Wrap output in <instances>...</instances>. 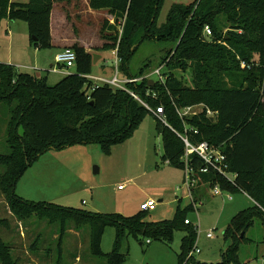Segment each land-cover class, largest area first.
I'll list each match as a JSON object with an SVG mask.
<instances>
[{
	"label": "trees",
	"instance_id": "16d2710c",
	"mask_svg": "<svg viewBox=\"0 0 264 264\" xmlns=\"http://www.w3.org/2000/svg\"><path fill=\"white\" fill-rule=\"evenodd\" d=\"M56 1L0 0V24L4 17L25 20L34 45L39 49L51 48V12ZM89 3L93 9H107L114 18L113 23L104 20V28L114 35L103 48L118 49L119 70L130 78L144 77L129 83V88L151 107H164L166 123L153 115L157 133L162 137V160L185 168L186 145L182 136L193 144L207 141L220 147L234 178H226L213 166H209L208 172H200L205 164L197 154H191L189 166L197 180L191 188L192 196L197 195L201 184L213 188L219 185L223 191L238 189L247 193L255 204L233 217L225 231L228 248L222 253V261L206 263L198 261L195 254L188 256L195 247L197 229L190 228L192 223H185L188 218L182 217L181 208L173 220L148 223L143 219L147 212L144 210L126 217L19 196V179L41 155L76 143H97L110 154L112 147L129 138L145 113L150 112L123 89L94 85L86 77L91 71L92 54L75 44L71 47L77 55L74 72L53 86L47 77L20 72L13 64L0 62V106L6 105L9 114L6 139L10 148L8 154H0V192L10 212L22 221L35 217L59 226L56 264H61L62 245L69 229L82 230L86 226L90 229V253L105 264L125 263L127 253L122 251V242L129 234L169 241L173 231L182 227L189 228L179 264H242L238 260L241 238L254 224V217L264 218V0L174 3L161 25L157 19L164 0ZM206 25L212 29L210 37L204 35ZM150 45L162 46L159 67L164 68V81L146 77L149 62L138 72L131 69L138 51ZM253 53H258L262 62L261 86L241 67V61L249 63ZM198 104L204 107L197 115L181 117L178 113V109ZM207 108L216 111L214 119L208 116ZM197 199L193 198L186 209H193ZM1 223L6 221L0 218ZM109 226L116 229V235L113 250L108 253L103 251L102 241ZM7 247L0 234L1 264H18L11 252L5 250Z\"/></svg>",
	"mask_w": 264,
	"mask_h": 264
},
{
	"label": "rangeland",
	"instance_id": "374dc122",
	"mask_svg": "<svg viewBox=\"0 0 264 264\" xmlns=\"http://www.w3.org/2000/svg\"><path fill=\"white\" fill-rule=\"evenodd\" d=\"M194 1L164 0L157 19L158 25L166 22L174 3L190 4ZM103 24L104 21L99 20L90 27L92 34H97L96 40L91 43V77L114 75L110 67L114 57L112 49L103 48L105 43L112 42L110 38L114 32L105 29ZM77 25L82 27L79 23ZM101 42L103 45H100ZM162 55V46L143 47L134 57L131 69L138 72L149 62L150 67L145 70V74L156 81L159 76L155 69L159 68ZM248 61L250 67L244 68V73L261 86L259 68L262 62L258 53H253ZM0 62L12 63L20 72L47 77L51 86L75 70L74 67H63L55 71L51 65L56 64V56L51 54L49 48L41 51L36 48L31 41L28 22L11 21L6 17L0 24ZM190 74L187 73L189 79ZM8 115L6 105L0 106V154H8L10 150L6 139ZM156 124L153 114L145 113L131 136L113 146L110 154L97 143H76L64 149L48 151L26 169L16 185L17 194L30 201L54 202L62 206L104 214H122L126 217L141 213V202L152 198L157 201V206L144 213L145 222L173 220L181 208L182 217L185 215L192 221L190 228L197 229L196 244L201 252L195 253L196 259L206 263L222 261V253L228 248L225 231L233 217L252 207L255 201L238 189L222 190L221 194H216L215 189L206 184L198 186L197 195L191 196L187 183H183L186 169L170 166L162 160L163 142L157 133ZM96 167L99 168L98 173ZM193 198H198L197 204L193 209H186ZM0 218L6 221V224H0V234L9 245L5 250L11 252L18 264H56L59 237L57 224L35 217L27 221L19 220L10 212L2 192ZM253 219L254 224L245 230L241 238L238 260L242 264H264V218ZM186 228L189 227L175 229L169 241L127 235L122 242V251L127 253L124 264H179L182 242L188 235ZM89 232L88 226L82 230L69 229L62 245L61 264H105L104 260L91 255ZM209 232L214 236L208 237ZM115 235L114 227L106 228L102 241L103 251L109 253L113 250Z\"/></svg>",
	"mask_w": 264,
	"mask_h": 264
},
{
	"label": "built area",
	"instance_id": "2783aa9c",
	"mask_svg": "<svg viewBox=\"0 0 264 264\" xmlns=\"http://www.w3.org/2000/svg\"><path fill=\"white\" fill-rule=\"evenodd\" d=\"M212 29L209 25L205 26L204 29V35L206 37L212 36ZM115 54H116V71L115 75L111 78H104V77H91L89 75H86L89 79H91L94 82V85L98 84H107L113 88H118V89H123L131 94V96L138 101H140L143 105L149 109V111L157 116L159 119L164 121L166 123V118H165V111L163 106H159L157 108L151 107L148 103L144 102L139 94L135 92L134 90L130 89L128 84L129 83H135L140 80H142L144 77H136V78H130L128 76H125V78L120 77V70H119V64L121 62V58L118 55V49H114ZM76 59L77 55L76 52L74 51L73 48L71 47H65L64 49L60 50L56 54V61L58 65H62L64 68H73L75 67L76 64ZM241 66L243 68L250 67V64L247 63L246 61H241ZM55 71L59 70L60 67H54L53 68ZM162 66L155 69L156 74L159 76L160 81H164L165 77L163 75V72L161 73ZM147 78H150V76L146 75ZM199 107V109H197ZM204 105L203 104H198V105H193V106H188L182 110L178 109V113L180 114L181 117L186 116V115H197L202 109ZM207 114L208 116H211L212 119L215 118L216 116V111L207 108ZM185 145H186V152L183 157V160L185 161V169H186V177H185V183H187L188 188L190 190V194L192 196V190L191 188L195 185L197 182L195 178V173L193 171V168L189 166V156L191 154H197L204 162L205 167L200 169V172L205 173L208 172L209 166H213L217 172L225 176L226 178L233 179L234 174L229 171V164L227 162V156L226 154L222 151L220 147L213 146L209 144L207 141H202L197 144H193L189 141V139L185 136H182ZM184 183V184H185ZM121 188V187H120ZM215 192L217 194H221L222 189L219 185L215 186ZM157 206V201L155 199L149 198L142 202L140 204L141 210L144 211H151L154 210ZM185 223H191L189 222V219L185 221ZM208 237H213L214 234L212 232H209L207 234ZM149 242V241H148ZM201 252L200 248L198 247L197 244H195V247L193 250L189 253V257L195 253Z\"/></svg>",
	"mask_w": 264,
	"mask_h": 264
},
{
	"label": "crops",
	"instance_id": "0c3cea01",
	"mask_svg": "<svg viewBox=\"0 0 264 264\" xmlns=\"http://www.w3.org/2000/svg\"><path fill=\"white\" fill-rule=\"evenodd\" d=\"M12 1H17V0H12ZM20 2H26V1L20 0ZM105 10L106 9H93L89 3V0H57L51 12L52 47L49 48L51 50V54L55 57L60 50L64 49L65 47L73 46L75 44L85 46V48L88 51H91V47L93 45L91 43H93V41L96 40L97 34L93 35L90 27L93 24H97L99 20L104 21L105 19H109L111 22H113L114 20V18L109 14V12ZM102 16L105 17L102 18ZM78 23L81 24L82 27L78 26L77 25ZM71 30L73 33H71ZM89 34H91V37L93 39L92 38L90 39ZM100 45H103V42H101ZM37 49L39 51L42 50L39 48ZM112 55L114 57L111 59L110 67L113 68L115 75L116 54L114 49H112ZM56 66L60 67V69L57 71H60L63 68L61 64L58 65L57 61L56 64L51 65L52 68ZM35 74L38 75L37 73ZM120 74L121 77L125 78L126 75H124L121 71ZM114 75L112 74L111 77H113ZM146 75L149 76V74ZM111 77L105 76L104 78H111ZM120 187L121 185L119 186V189ZM144 201L145 200H143L142 202Z\"/></svg>",
	"mask_w": 264,
	"mask_h": 264
},
{
	"label": "water",
	"instance_id": "95a60500",
	"mask_svg": "<svg viewBox=\"0 0 264 264\" xmlns=\"http://www.w3.org/2000/svg\"><path fill=\"white\" fill-rule=\"evenodd\" d=\"M97 169H96V173H98L99 172V168L98 167H96ZM244 235V232L242 233V236Z\"/></svg>",
	"mask_w": 264,
	"mask_h": 264
}]
</instances>
